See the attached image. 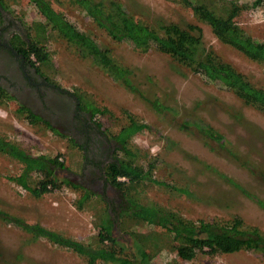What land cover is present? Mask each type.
<instances>
[{
	"label": "rangeland",
	"instance_id": "1",
	"mask_svg": "<svg viewBox=\"0 0 264 264\" xmlns=\"http://www.w3.org/2000/svg\"><path fill=\"white\" fill-rule=\"evenodd\" d=\"M25 28L43 20L30 0H1ZM136 19L158 25L173 22L185 27L200 26L202 40L221 59L231 63L253 84L264 88V62L252 60L222 43L209 25L198 20L190 7L178 0H118ZM225 16L230 1L238 4L234 15L241 30L254 39H264V5L252 6V0H201ZM54 9L80 30L89 33L110 56L132 71L133 81L149 97H158L170 109L155 111L141 96L114 80L91 57L81 56L74 45L47 30L38 42L49 53L50 61L41 71L60 86L90 100L100 110L95 120L108 139L127 121L125 111L148 127L131 138V145L141 152L139 165L154 163L152 176L186 191L164 185L142 184L132 191L141 202H154L192 220H228L237 215L245 225L264 232V207L234 188L225 179L242 184L264 201V108L245 104L219 81L177 62L169 54L151 46L136 48L130 41L115 40L74 0H48ZM33 33V32H32ZM14 100H0V136L16 142L32 155L57 156L66 169L79 171L81 151L40 123H33L16 110ZM199 120L219 132L230 143L237 157L223 153L217 143L197 131L179 127L181 120ZM114 140V139H112ZM208 164L224 176L206 169ZM23 163L0 152V209L37 222L81 242L96 243L100 216L112 217L113 233L127 245L140 242L150 253L152 264H264V252L240 249L208 254L197 252L185 260L176 254L166 230L150 225L139 217L121 212L123 202L118 191L108 183L90 188V197L77 206L81 190L61 184L38 196L18 185L12 177L21 172ZM64 168H54L58 177ZM40 178L34 173L29 183ZM101 181V179H99ZM149 232L162 235L164 245L156 250ZM0 264H90L69 248L35 237L13 223L0 219ZM94 264H112L96 261Z\"/></svg>",
	"mask_w": 264,
	"mask_h": 264
},
{
	"label": "trees",
	"instance_id": "2",
	"mask_svg": "<svg viewBox=\"0 0 264 264\" xmlns=\"http://www.w3.org/2000/svg\"><path fill=\"white\" fill-rule=\"evenodd\" d=\"M30 1L36 6L43 20L33 22L30 28H27L29 37L26 48L27 56L35 57V61H38L40 65L47 64L50 61L49 53L45 46L38 41L41 36L46 35L47 30L53 31L74 45L81 56L91 57L114 80L141 96L155 111L160 112L171 108L158 97L145 95L133 81L132 71L128 66L115 61L107 48L99 45L89 33L80 30L60 14L48 0ZM74 1L82 6L86 13L105 29L111 38L119 41H130L141 50H147L153 46L157 50L169 54L177 62L201 73L207 79L219 81L245 104L264 108V88L253 84L231 63L221 59L212 49L207 48L202 40L200 26L193 23H188L185 27L173 22L160 23L157 26L146 23L129 14L118 0ZM178 1L190 7L198 20L209 25L219 41L233 47L252 60L264 62V39H254L241 30L233 19L239 10L235 1H230L225 16L218 14L201 0ZM251 5H264V0H252ZM4 96L6 93L0 90V100ZM82 106L89 109L92 116L100 110L88 99H84ZM16 111L22 113L33 123L37 120V116L31 111H24L23 106L18 107ZM125 113L127 121L112 135V139L117 143L116 158L106 168L107 179L122 199L121 212L133 214L147 224L164 228L169 234L170 240L176 242L174 245L176 254L185 260L192 259L199 251L210 255L240 249L264 252V232L256 226L245 225L240 216L235 215L225 221L219 219L196 221L160 204L141 202L135 195L137 192L132 191V189L142 184L164 185L171 190L182 192L186 190L153 177L151 168L154 163L152 160L147 162V167L138 164L137 161L142 157L141 152L133 148L131 138L135 133L148 126L129 112L125 111ZM179 127L185 131H197L201 136L215 141L220 149H224L223 153L227 152L228 155L237 157V153L231 148L230 143L214 127L199 120L189 119L181 120ZM0 152L23 163L21 172L12 177V180L33 195L38 196L63 183L81 190L77 202L78 207H81L83 202L90 197L91 191L89 189L81 187L65 177H58L54 173V168L64 166L63 162L57 159V156L32 155L16 142L1 136ZM205 167L220 178L224 176L208 164H205ZM34 173L39 174L40 178L33 181L34 184H30L29 178ZM225 180L264 207V201L242 184L231 178ZM0 219L13 223L35 237H45L51 243L69 248L78 255L85 257L87 263L90 264H94L96 261L112 264H152L150 253L140 242L133 241L127 245L114 235L112 231L114 220L107 215H102L99 218L95 244L81 242L37 222H28L3 209H0ZM147 237L156 250L163 247L165 243L162 235L157 232H149Z\"/></svg>",
	"mask_w": 264,
	"mask_h": 264
},
{
	"label": "flooded vegetation",
	"instance_id": "3",
	"mask_svg": "<svg viewBox=\"0 0 264 264\" xmlns=\"http://www.w3.org/2000/svg\"><path fill=\"white\" fill-rule=\"evenodd\" d=\"M28 42L22 21L0 0V90L6 93L2 99L14 100L15 110L23 106L37 116L35 123L57 130L80 148L78 172L59 167L66 170L65 178L87 189L109 185L106 168L116 158V141L108 139L91 111L82 106L84 98L57 84L41 71L35 57L26 55Z\"/></svg>",
	"mask_w": 264,
	"mask_h": 264
},
{
	"label": "built area",
	"instance_id": "4",
	"mask_svg": "<svg viewBox=\"0 0 264 264\" xmlns=\"http://www.w3.org/2000/svg\"><path fill=\"white\" fill-rule=\"evenodd\" d=\"M121 179H125L124 177H120Z\"/></svg>",
	"mask_w": 264,
	"mask_h": 264
}]
</instances>
